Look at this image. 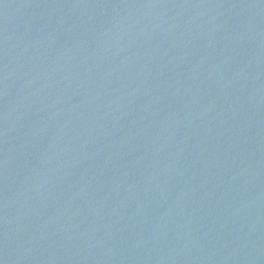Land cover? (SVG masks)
<instances>
[{
	"label": "water",
	"instance_id": "95a60500",
	"mask_svg": "<svg viewBox=\"0 0 264 264\" xmlns=\"http://www.w3.org/2000/svg\"><path fill=\"white\" fill-rule=\"evenodd\" d=\"M0 264H264V0H0Z\"/></svg>",
	"mask_w": 264,
	"mask_h": 264
}]
</instances>
